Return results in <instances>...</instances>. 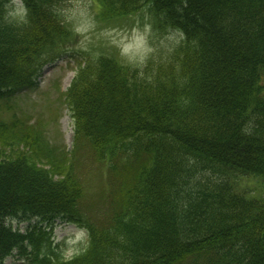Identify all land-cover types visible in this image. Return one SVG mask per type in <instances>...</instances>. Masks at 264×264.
Instances as JSON below:
<instances>
[{"label":"trees","instance_id":"trees-1","mask_svg":"<svg viewBox=\"0 0 264 264\" xmlns=\"http://www.w3.org/2000/svg\"><path fill=\"white\" fill-rule=\"evenodd\" d=\"M65 1L25 0L30 23L12 26L0 0V99L77 53L64 95L74 137L129 182L98 225L80 211L68 154L56 158L30 133L9 142L0 150V264L13 252L16 264H264V0H94L100 24L126 26L145 11L154 29H183L182 45L149 61L151 80L114 46L76 49ZM58 219L87 235L68 259L48 249Z\"/></svg>","mask_w":264,"mask_h":264},{"label":"rangeland","instance_id":"rangeland-1","mask_svg":"<svg viewBox=\"0 0 264 264\" xmlns=\"http://www.w3.org/2000/svg\"><path fill=\"white\" fill-rule=\"evenodd\" d=\"M60 9L63 18L73 30L80 24L91 25L87 32L74 31L79 36L75 48L86 46L93 52L102 49L112 51L116 47L120 54L121 37L136 25L137 21L140 25L151 23L145 11H142L132 16L131 22L126 26L100 24L95 20L98 9L94 0H66ZM166 29L153 28L154 38H158ZM78 57L77 53H69L41 65L36 83L32 87L21 88L16 94L0 99V120L5 122V128L0 134V150L5 149L9 142L14 145L16 140L23 142L26 133H30L31 136L47 143L56 158L61 154H68L67 158H71L73 171L83 186L80 211L84 217L99 225L107 222V213L114 203L112 193L122 189L129 181L127 176L122 174L124 171L111 173L106 170L100 165L93 150L88 148L83 140L74 137L73 118L64 95L77 69ZM121 58L125 61L122 56ZM5 151H8V148ZM11 224L14 228L25 231L29 223L13 220ZM50 235L52 242L48 249L52 256L68 259L87 245L85 230L65 220H56ZM17 261L16 252L5 258V264H16Z\"/></svg>","mask_w":264,"mask_h":264},{"label":"clouds","instance_id":"clouds-1","mask_svg":"<svg viewBox=\"0 0 264 264\" xmlns=\"http://www.w3.org/2000/svg\"><path fill=\"white\" fill-rule=\"evenodd\" d=\"M2 19L12 26L27 25L29 20V8L25 0H8L4 5ZM68 19V17H66ZM147 20V17H145ZM90 24H80L74 28L77 33L89 30ZM120 55L132 69L136 70L139 77L152 79L151 74L145 73L150 60L157 58L167 59L177 47L186 40V34L179 26H169L158 38L153 36V27L149 22L140 25L137 21L122 37Z\"/></svg>","mask_w":264,"mask_h":264}]
</instances>
